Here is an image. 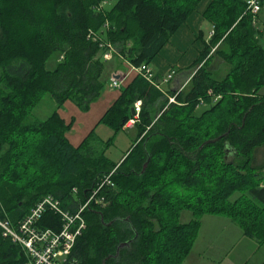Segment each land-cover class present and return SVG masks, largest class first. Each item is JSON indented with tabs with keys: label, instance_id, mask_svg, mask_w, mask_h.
<instances>
[{
	"label": "trees",
	"instance_id": "obj_1",
	"mask_svg": "<svg viewBox=\"0 0 264 264\" xmlns=\"http://www.w3.org/2000/svg\"><path fill=\"white\" fill-rule=\"evenodd\" d=\"M108 1L0 0V220L16 227L45 196L74 211L114 170L112 185L83 211L86 228L70 261L182 264L204 214L228 217L263 244L264 162L255 165V155L264 147V0L256 14L245 0ZM202 3L213 34L201 29L196 58L172 69L187 73L184 87L136 74L99 120L116 133L141 101L136 134L119 161L103 149L111 140L93 130L73 145L66 136L73 120L57 110L34 117L47 93L58 106L71 100L89 110L105 89L108 44L127 63L150 65ZM215 55L230 66L221 79L209 68ZM183 210L195 217L180 222ZM41 226L58 229L60 218L47 210ZM25 261L0 225V264Z\"/></svg>",
	"mask_w": 264,
	"mask_h": 264
},
{
	"label": "rangeland",
	"instance_id": "obj_2",
	"mask_svg": "<svg viewBox=\"0 0 264 264\" xmlns=\"http://www.w3.org/2000/svg\"><path fill=\"white\" fill-rule=\"evenodd\" d=\"M113 2L114 0H109L106 6H110ZM207 24H209V22L206 21L204 24L205 34L208 32L207 30L210 29V24ZM108 60L102 74L105 90H118V88H113L111 86L112 77L119 75L121 73L120 71L126 72L130 69L128 63L117 56H113ZM56 63L57 54H53L47 63V67L52 69ZM209 68L213 71L215 78L221 79L226 75L230 66L218 55H215ZM125 78L126 77L122 79L119 78V81H123ZM99 104L101 103H97V105H94V107L87 111L81 110L71 100H66L62 106H58L55 99L47 93L34 107L33 115L38 120H45L57 110L59 115L64 118L65 122L73 120L72 126L66 133V135L68 134L67 137L69 141L74 135L78 136L75 134L76 132H82L80 135L81 138L93 130L99 139L103 141L111 140V143L106 144L103 149L109 158L113 161H118L130 146L136 134V130L133 127L127 126L115 133L105 122H99L96 116L99 113ZM80 125L82 126L80 127ZM72 131L74 132L71 133ZM263 162L264 147L258 148L255 155V165H261ZM194 217L195 215L190 210H183L180 212L179 221L189 222ZM199 219L200 227L197 238L186 257V262L184 263L185 260L183 261L184 264H207V259L204 257L199 258L198 251L201 249H204L208 255L214 256L223 262H230L232 259L233 262L235 261V264H264V243L259 244L254 239L245 236L242 228L237 223L233 224L227 217L213 214H204L199 217ZM227 235L236 240H234V242L231 239L229 243H226V247L229 246V249L225 251L230 250V256L224 255V251L220 247L222 246L220 244L221 241L217 240ZM203 239L205 240L202 241Z\"/></svg>",
	"mask_w": 264,
	"mask_h": 264
},
{
	"label": "built area",
	"instance_id": "obj_3",
	"mask_svg": "<svg viewBox=\"0 0 264 264\" xmlns=\"http://www.w3.org/2000/svg\"><path fill=\"white\" fill-rule=\"evenodd\" d=\"M248 10L256 14L260 10V0H245ZM210 35L213 34L211 28ZM109 50L104 54L105 59L113 57V53L116 52L112 44H108ZM131 70H134L136 74H140L148 81L161 87L163 83L169 82L174 75V71L171 70L159 80L155 79V74L151 70L148 64H142L140 66H134L128 63ZM128 74L116 75L111 79V86L113 88L120 89L122 86V79ZM174 96H169V101H174ZM135 114L131 118L127 126H131L136 121L141 109V101L138 100L134 104ZM112 170L104 180L97 186L94 194L90 196L83 204L74 211L63 210L60 207L59 201L53 199L50 196L43 197L38 201L30 211L18 222L16 227H12L7 221H1L0 225L4 228L5 234L10 235L15 242L20 244L26 252L27 261L23 264H79L77 261L68 259V256L73 249L77 237L86 228V221L83 216V211L87 205L94 199L95 194L105 184L112 185L110 180ZM99 202H104L103 198L98 199ZM50 210L58 215L60 218V227L53 229L52 227L41 226L44 213Z\"/></svg>",
	"mask_w": 264,
	"mask_h": 264
},
{
	"label": "crops",
	"instance_id": "obj_4",
	"mask_svg": "<svg viewBox=\"0 0 264 264\" xmlns=\"http://www.w3.org/2000/svg\"><path fill=\"white\" fill-rule=\"evenodd\" d=\"M205 8H206V3H202L200 6H198L197 11L193 12L190 15L186 23L183 24L179 28V30L175 32V34L172 35L169 43H167L163 47V49L160 51V53L154 58L152 63L149 65L151 67V70L154 72V74H157L158 76H164L168 72H170L172 69L174 70L177 68L186 67L196 58L198 54V50L202 47V42L201 40L198 39L199 31L202 29L205 32L204 24L206 23V20L202 16V12L204 11ZM210 27L211 26L209 25V28ZM209 30L207 31L209 32ZM208 32L206 34H208ZM128 67L130 70L126 72L120 71L122 74L129 75V76L127 75L126 78L122 81V84H123L122 86L130 82L131 79L136 75V72L134 70H131L129 65ZM186 75H187L186 72L174 73L172 79L168 83H165V86H171V88H179L180 85L188 79ZM119 94H120V89L105 90L103 91L101 96L95 102L91 104L90 109L94 107V105H97V103H101L99 104V109H98L99 113L96 115L98 120L101 119L105 111L115 101V99L118 97ZM81 126L82 125H80V127ZM73 132L74 131H72L71 133ZM81 133L82 132H79V133L76 132L75 134L78 136L74 135L73 138H70L71 139L70 142L73 145H78L83 140V138L86 136L84 135L83 137L80 138ZM66 136H68V134ZM230 221L233 224H236L231 219ZM231 239L232 238H230L229 235L217 239L218 241H221L220 244L222 246L220 247L223 249L224 255L226 256H230V252H229L230 250L229 251H225V250L229 249V246L226 247V243H229ZM204 240L205 239H203L202 241ZM234 240L235 239H232V241ZM198 255H199V258L204 257L205 259H207L208 260L207 264H235V261L233 262L232 259L230 260V262H223L222 260H219L218 258L214 256H210L204 251V249L199 250ZM186 260L187 259H185L184 263L186 262Z\"/></svg>",
	"mask_w": 264,
	"mask_h": 264
},
{
	"label": "water",
	"instance_id": "obj_5",
	"mask_svg": "<svg viewBox=\"0 0 264 264\" xmlns=\"http://www.w3.org/2000/svg\"><path fill=\"white\" fill-rule=\"evenodd\" d=\"M185 82L187 83V81H185ZM186 83H184L183 85H181L180 86V89L183 88ZM131 113H132V115L135 114V108H134V106L131 108ZM145 166H146V163L144 164V168H145ZM144 168H143V170H144Z\"/></svg>",
	"mask_w": 264,
	"mask_h": 264
},
{
	"label": "bare ground",
	"instance_id": "obj_6",
	"mask_svg": "<svg viewBox=\"0 0 264 264\" xmlns=\"http://www.w3.org/2000/svg\"><path fill=\"white\" fill-rule=\"evenodd\" d=\"M85 210V209H84ZM59 228V227H58Z\"/></svg>",
	"mask_w": 264,
	"mask_h": 264
}]
</instances>
